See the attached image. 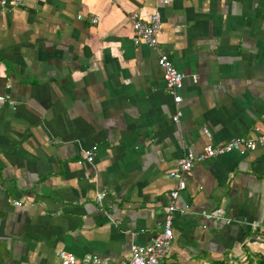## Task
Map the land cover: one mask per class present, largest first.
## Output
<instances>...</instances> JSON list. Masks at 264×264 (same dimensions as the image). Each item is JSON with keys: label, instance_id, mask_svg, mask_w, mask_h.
<instances>
[{"label": "crops", "instance_id": "obj_1", "mask_svg": "<svg viewBox=\"0 0 264 264\" xmlns=\"http://www.w3.org/2000/svg\"><path fill=\"white\" fill-rule=\"evenodd\" d=\"M154 11L178 105L156 50L131 41V14ZM0 95V264H116L162 230L178 157L264 126V0H19L0 12ZM182 179L160 264L264 254V143Z\"/></svg>", "mask_w": 264, "mask_h": 264}, {"label": "built area", "instance_id": "obj_2", "mask_svg": "<svg viewBox=\"0 0 264 264\" xmlns=\"http://www.w3.org/2000/svg\"><path fill=\"white\" fill-rule=\"evenodd\" d=\"M17 3H19V0H0V12H2L8 4L15 5ZM130 18L132 43L135 45L144 44L156 50V63L162 72L164 88L170 94L173 104L178 105L181 97L177 90L181 86L183 74L172 65L168 55L158 48V34L161 28L159 13L154 11L146 21L138 18L135 13H132ZM95 21L96 19L93 17L91 22L94 23ZM3 102L11 103L6 97L0 95V103ZM179 115L180 110H176L171 117L172 121L176 122ZM252 131L254 132L253 137H231L219 144H206L197 153L187 151L178 157L174 167L168 172V176L176 180V185L168 194L169 202L163 218L162 230L157 232L147 244H131L129 247V256L126 259L119 260L116 264H160L161 259L166 256L170 249L172 238L171 221L173 212L175 211L174 201L178 192L184 188L182 173L191 168L196 162L226 154L231 151L253 150L257 145L263 144L264 126L260 127L254 125ZM203 133L208 136V132L205 128H203ZM82 156L83 161L88 163L92 161V153L90 150H83ZM81 161L82 160H78L77 163ZM103 195V192H97L95 194L94 199L96 203L100 204ZM14 204L19 205V202L15 201ZM179 212H182V210H179ZM201 215L204 218L215 217L223 219L220 212L217 210L202 212ZM57 256L59 264H105L104 259L89 253L82 255L80 258H76L72 253L60 250L57 252Z\"/></svg>", "mask_w": 264, "mask_h": 264}, {"label": "trees", "instance_id": "obj_3", "mask_svg": "<svg viewBox=\"0 0 264 264\" xmlns=\"http://www.w3.org/2000/svg\"><path fill=\"white\" fill-rule=\"evenodd\" d=\"M245 264H264V254L248 255V261Z\"/></svg>", "mask_w": 264, "mask_h": 264}]
</instances>
